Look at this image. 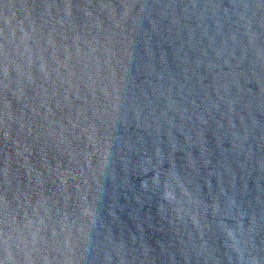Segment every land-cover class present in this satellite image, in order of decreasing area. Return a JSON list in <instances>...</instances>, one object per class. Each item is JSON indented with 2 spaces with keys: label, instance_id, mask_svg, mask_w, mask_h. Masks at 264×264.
Returning <instances> with one entry per match:
<instances>
[{
  "label": "water",
  "instance_id": "1",
  "mask_svg": "<svg viewBox=\"0 0 264 264\" xmlns=\"http://www.w3.org/2000/svg\"><path fill=\"white\" fill-rule=\"evenodd\" d=\"M0 264H264V0H0Z\"/></svg>",
  "mask_w": 264,
  "mask_h": 264
}]
</instances>
